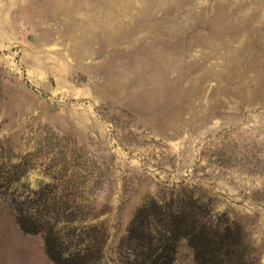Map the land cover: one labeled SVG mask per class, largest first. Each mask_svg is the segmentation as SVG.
I'll return each mask as SVG.
<instances>
[{
	"label": "rangeland",
	"instance_id": "obj_1",
	"mask_svg": "<svg viewBox=\"0 0 264 264\" xmlns=\"http://www.w3.org/2000/svg\"><path fill=\"white\" fill-rule=\"evenodd\" d=\"M169 211L264 264V0H0V264H141Z\"/></svg>",
	"mask_w": 264,
	"mask_h": 264
},
{
	"label": "trees",
	"instance_id": "obj_2",
	"mask_svg": "<svg viewBox=\"0 0 264 264\" xmlns=\"http://www.w3.org/2000/svg\"><path fill=\"white\" fill-rule=\"evenodd\" d=\"M153 206L157 209L163 208L157 203ZM143 211L140 209L138 214ZM165 218L163 227L153 229L149 225L143 226L141 233L137 231L138 229H133L136 219L132 221L130 236L140 238L144 246L140 253L141 264H173L176 245L180 240H185L190 247L195 264L230 263L231 255L234 253L224 244L232 238L231 236L240 240L242 234L239 227L231 224H226L223 228L208 227L195 213L186 214L181 211H169ZM45 242L46 252L55 264H82L83 256L62 251L55 238L47 236Z\"/></svg>",
	"mask_w": 264,
	"mask_h": 264
}]
</instances>
